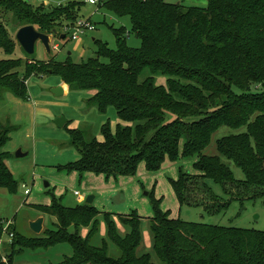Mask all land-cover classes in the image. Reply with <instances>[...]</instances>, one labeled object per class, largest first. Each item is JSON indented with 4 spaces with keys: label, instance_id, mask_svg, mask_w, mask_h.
<instances>
[{
    "label": "trees",
    "instance_id": "1",
    "mask_svg": "<svg viewBox=\"0 0 264 264\" xmlns=\"http://www.w3.org/2000/svg\"><path fill=\"white\" fill-rule=\"evenodd\" d=\"M183 1L104 0L107 14L130 23L128 32L110 27L116 49L94 40V57L78 64L55 62L52 75L71 90L93 91L86 106L101 115L112 108L120 123L112 132L106 121L100 128L102 141L89 128L67 130L69 147L79 159L57 170L108 179L134 176L140 163L154 173L166 160L192 159L193 172L179 171L171 181L176 200L179 206L192 207V198L199 197L204 201L193 207L208 204L206 213L216 208L219 214L228 203H222L208 182L219 186L228 198L234 197L230 191L237 187V201H264V0H206L205 7L185 6ZM0 7L13 13L18 30L33 26L49 35L57 30L53 16L67 21L63 27L75 24L79 3L32 8L26 0H0ZM130 36L139 40V47L127 46ZM13 48L14 42L0 26V49L9 55ZM46 65L0 60V97L10 93L27 100L25 81L43 72ZM20 68L24 80L18 77ZM158 76L165 78L166 86L156 84ZM7 124L4 130L0 126V188L13 193L18 182L6 165L9 155L3 149L14 127ZM220 127L244 128L216 143L219 155L242 171V181L235 180L219 156L204 154ZM195 182L199 185L192 189ZM152 208L148 219L152 252L162 264H264V231L171 218L169 212L158 209L156 201ZM37 209L55 218L53 228L45 231L43 239L15 234L5 256L0 255V264H13L23 249L56 244L71 247V255L56 264H154L149 253L138 252L141 218L136 211L117 217L125 229L120 234L111 215L92 205L67 208L52 198L49 206ZM101 216L106 218L108 243L97 244L92 240ZM88 226L86 239L78 230L70 231ZM2 236L0 226V243ZM109 243L116 247V256L108 254Z\"/></svg>",
    "mask_w": 264,
    "mask_h": 264
},
{
    "label": "rangeland",
    "instance_id": "2",
    "mask_svg": "<svg viewBox=\"0 0 264 264\" xmlns=\"http://www.w3.org/2000/svg\"><path fill=\"white\" fill-rule=\"evenodd\" d=\"M32 8H37L42 5H48L49 7H64L72 3H79L77 10V21H89L95 25V30L92 32L84 33L79 35L77 40H69L68 36L64 40L59 39V35H64V25L67 23L60 17L53 16L52 20L57 25L56 33L49 34L50 38V53H48L41 42L35 44L34 54L28 56L24 53L21 47L16 42L15 36L18 31V24L13 21V13L0 7V26L7 33L9 39L14 42V48L9 55L3 53L0 49V60L19 61L22 66L24 63L34 64L43 62L46 68L43 72H35L34 75L25 81L36 79L29 82V86L34 83L38 87V91L41 94L47 93L51 100L45 104V113L42 123L47 125L53 122L56 118L63 116L67 120L69 116L71 104H74L77 95L76 91H69L66 95L54 98L49 89L51 88L52 82H56L58 77L52 75V69H55V62L64 63L67 60L71 63H81L86 61L88 58L94 57L95 45L94 40H98L101 43H106L110 49H116L115 37L110 27L113 28H124L127 32L130 30V23L127 18H117L113 15L107 14L102 8L103 3H97L95 5H89L84 0H26ZM167 3H181V0H165ZM194 1H197L196 5L205 4L206 0H184L185 6L194 5ZM62 23V24H60ZM64 23V24H63ZM127 46L137 48L140 45L138 39L133 36L127 38ZM54 59V62H53ZM106 62L105 60H103ZM53 62V63H51ZM18 77L24 80L23 68L16 70ZM51 74V75H50ZM40 77V78H39ZM156 84L166 86V80L164 77H156ZM68 89L70 87L66 85ZM71 90V89H70ZM234 92L235 89L233 90ZM6 95V96H5ZM9 94H1L2 98L0 101V126L2 130L8 125L3 118H8V121L14 130L9 135V141L4 148L8 150L11 156L6 160V165H9V169L13 174V178L18 182V187L15 192L5 194L3 197L0 194V216H4V219L0 221V226L3 230V236L0 243V255L5 256L6 251L13 243L15 234L20 233L21 235H29L24 239H43L47 235L46 232L41 231L39 234H32L29 229V223L37 216V211L34 210L30 204L34 202L52 201L55 198L57 201L65 207L73 208L83 204L88 196H93L94 202L97 206L106 207L107 204L117 201L116 203H125L126 209L129 211H136L137 215L141 217V245L138 248L140 253H149L151 255V261L154 264H162L152 252V241L148 227V217L153 216V203L154 201L158 204V209L163 212H169L171 218H178L187 222L205 223L210 225H221L225 227H235L241 229H249L256 231H264V201L262 199L255 200H240L237 201V194H239L238 188H233L230 193L234 197H226L223 194L221 188L217 185H213L208 182L212 191L215 195L222 198V203H228L226 210L216 214L211 208L209 215L206 213L208 204H202L198 207L202 198L194 197L191 200L192 207L179 206L177 203L174 191L171 186V181L176 180L179 175V171L193 172V160L182 159L177 162H170L166 160L161 166L160 170L154 173H149L145 170L143 163H140L137 167L136 174L130 178L118 180L114 182L110 179L104 180L101 184L93 176L83 175L81 179L76 174H69L66 176L57 177L56 179H48L47 176L51 175L49 171H53L50 168H38L39 171L33 169L32 159L34 152V143L39 139L52 140L55 138L62 145L67 142V130L78 129L81 125L69 118L67 125L63 128H55L58 133L52 138H47L43 132L41 125H35L30 114L32 112V103L26 100L18 98V104H13L7 99ZM38 95L35 94V97ZM33 98V97H32ZM3 99V100H2ZM59 110L60 113L57 115L55 112ZM50 112V113H47ZM52 114V119L50 116ZM49 118V121L47 120ZM73 122V123H72ZM77 122V123H76ZM120 124V123H119ZM112 126V124H111ZM54 127H56L54 125ZM83 128V127H82ZM80 128V129H82ZM85 129V128H83ZM244 128L239 130H232L228 127H220L211 136L209 145L204 154L208 156H219L223 163H228L235 180H244L242 171L237 168L232 162L228 161L224 157L220 156L216 143L217 140L223 136L229 134H235L243 132ZM25 135H29L25 138ZM68 136V135H67ZM69 139V137H68ZM69 144V141H68ZM63 146V145H62ZM22 148L29 155L27 157L16 158L15 153ZM58 148V147H57ZM4 150V149H3ZM54 173V172H53ZM33 174V175H32ZM55 175V174H54ZM125 181V185L122 186L121 182ZM196 189L199 182H195ZM48 184V187L45 188ZM29 189L30 193L24 195V190ZM191 189V190H192ZM74 192H78L80 196H74ZM235 193V194H234ZM242 194V192H240ZM113 194V195H111ZM111 197L112 198L111 200ZM250 197V196H248ZM208 200H206L207 202ZM208 203V202H207ZM108 213V212H107ZM216 214V215H215ZM0 217V218H1ZM50 218V216H48ZM111 220L116 223L118 228L119 222L117 218ZM54 224V223H53ZM52 225L48 219L47 229H52ZM78 230L79 235L86 239L91 231V227H71L70 231L73 232ZM13 234L10 238L9 235ZM93 243L100 244L102 241H107L106 235V218L101 216L96 222V234L93 238ZM108 254L111 256L117 255V249L112 244H108ZM71 255V247L67 244H56L44 248H28L23 249L21 254L15 257V262L21 260H27L29 264H56L60 262L64 257Z\"/></svg>",
    "mask_w": 264,
    "mask_h": 264
},
{
    "label": "crops",
    "instance_id": "3",
    "mask_svg": "<svg viewBox=\"0 0 264 264\" xmlns=\"http://www.w3.org/2000/svg\"><path fill=\"white\" fill-rule=\"evenodd\" d=\"M181 2H182V0H181ZM194 3H195L194 5H188V6H196V7H205L206 6V2H205V4H201V5H196L197 1H194ZM170 4H175V3H170ZM176 4H181V3H176ZM34 80H36V79L32 78L31 80L27 81L28 99L26 101L30 102V103H32V101H33L32 105H30V106H33L30 117H32L35 125H37V124L41 125V128H43V132L47 138H52L58 134L55 130V128H57V127H54V125H55L54 122H53L54 125H51V126H50V123L47 125L42 123V121L44 120L43 117H44V113H45V107L44 106H45L46 102L51 100V98L49 96H47L48 95L47 93H45V94L39 93L38 87L34 83H32L31 86H29V82L34 81ZM57 87H60L63 91L62 95H60L58 97L66 95L69 91H74V90L68 89L66 84H64L61 81V79L58 77V80L56 82H52L51 88L49 89L50 94L54 98H58V97L54 96L51 93V90L54 88H57ZM76 92H77L76 93L77 95L75 96L76 101L74 104H71V106H69L70 113H69V116H67V120L65 119L66 122H65L64 126L67 125L68 123H70V122H68V120H70L69 118H72V119H74V121L77 120L79 125H81L80 128H82V127L83 128H89L90 131L92 132V134L96 137V139L98 141H102L103 138L100 135L101 126H103V124L106 121H109L110 126L112 124L111 130L113 132L115 130V127L117 126V124H119V121L116 117V113H115L114 109L110 108L107 110V113L105 115H101L97 112V110L95 108L86 106V102L94 94L93 91H76ZM37 93H38V95L35 97V94H37ZM4 94H6V93H4ZM7 94H9V95H7L6 100H10L15 105L19 103V101H17L18 98L14 97L10 93H7ZM1 98L2 97H0V99ZM1 103L2 102L0 101V104ZM55 112L57 113V115H59V113H60L59 110H56ZM47 113H50V112H47ZM52 117L53 116L51 114L50 119H52ZM61 117H63V116H61ZM3 119H4V121H2V122H7V123L9 122L8 118H6V119L3 118ZM47 120L49 121V118ZM80 128H78V129H80ZM70 130H75V129H70ZM67 135L68 134H66L67 142L63 143L62 144L63 146L60 144L59 145L57 144L58 148L54 144L59 143L58 141H56L55 138H58L60 135H57L52 140H46L45 138L36 140V142L34 143V146H33L34 152L32 154V156H33L32 166H33L34 170L36 169V171H39L40 169H38V168H50V169H52L53 171H49L51 173V175L47 176V178L51 179V180L56 179L57 177L66 176L69 174H76L79 177V179L82 178V176L80 177L77 172L67 173V172H60L57 170L58 166H64L68 163L75 162L79 159V154L74 149L69 147V144H68V141H69L68 137L69 136H67ZM28 137H29V135H25V138H28ZM19 150L22 153H25L26 156H24V157H27L29 155L28 150H27V152L25 150H23L22 148H20ZM4 151L9 155V157L11 156V154L8 152V150L6 148H4ZM7 167L9 169L8 164H7ZM10 172H11V170H10ZM84 175L93 176L94 178H96V180H98V182L100 184L104 180H108V179H110L114 182H117L118 180L130 178V176H124V177L120 176L117 178L110 177V178L106 179L104 175H95L92 173H85ZM12 176H13V174H12ZM121 185L124 186L125 181H122ZM47 187H48V184L45 188H47ZM6 192H7L6 189L0 188V194L3 197H5ZM111 195H113V194H111ZM74 196H76V195H74ZM79 196H80V194H79ZM112 198H114V197H111V200H112ZM94 200L95 199H93L92 206L94 208H96L100 213L110 214L112 216V218H117L120 215H128L131 212V211L126 209L127 206L125 205V203H121V202L116 203L117 201H115V203L111 202L110 204H107L106 207H100V206H97L95 204ZM50 204H51V202L48 200L42 201V202L36 201L33 204H30V206L34 210L37 211V216H35V218L33 220H31V222L35 221L38 218H42L43 219V224H42V231L43 232L48 230L47 229L48 219H49V222L51 223V225H53V223H55V218H52V217L49 218L48 215L40 213L37 208L38 207H46V206H49ZM67 208H69V207H67ZM149 218L150 217H148V219ZM3 219H4V216H2L0 218V221H2ZM117 220H118V218H117ZM118 231L120 234H125V229L121 226L120 223L118 226ZM32 234H34V233H32ZM27 236H29V235H22L23 238H27ZM42 238H44V237H42ZM20 254H21V252L19 253V255ZM13 264H29V263L27 260H21V261H17V262H15V260H14Z\"/></svg>",
    "mask_w": 264,
    "mask_h": 264
},
{
    "label": "water",
    "instance_id": "4",
    "mask_svg": "<svg viewBox=\"0 0 264 264\" xmlns=\"http://www.w3.org/2000/svg\"><path fill=\"white\" fill-rule=\"evenodd\" d=\"M65 35L60 36V40L64 39ZM16 42L24 51V53L28 56H32L34 54L35 44L39 41L45 48V50L50 53V38L48 35L38 32L33 26H24L20 28L15 36ZM51 93L58 97L62 95L63 91L60 87L54 88L51 90ZM66 120L64 117H58L55 119L54 124L57 128H62L65 124ZM26 156L25 153H22L18 150L15 153L16 158H22ZM93 196H88L85 200V204L92 205ZM43 219L38 218L33 222L29 223V229L34 234H39L42 231Z\"/></svg>",
    "mask_w": 264,
    "mask_h": 264
},
{
    "label": "built area",
    "instance_id": "5",
    "mask_svg": "<svg viewBox=\"0 0 264 264\" xmlns=\"http://www.w3.org/2000/svg\"><path fill=\"white\" fill-rule=\"evenodd\" d=\"M85 3L89 5H95L100 3V0H85ZM95 30V25L89 21H76L74 25L64 27L65 36L69 38V40H77L79 35L92 32ZM30 193L29 189L24 190V195H28ZM74 195L79 196L78 192H74ZM10 238L13 237V234L9 235Z\"/></svg>",
    "mask_w": 264,
    "mask_h": 264
}]
</instances>
